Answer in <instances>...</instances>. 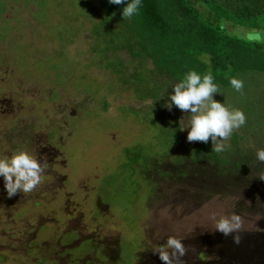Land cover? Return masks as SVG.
<instances>
[{
    "label": "rangeland",
    "instance_id": "374dc122",
    "mask_svg": "<svg viewBox=\"0 0 264 264\" xmlns=\"http://www.w3.org/2000/svg\"><path fill=\"white\" fill-rule=\"evenodd\" d=\"M72 1L0 0V156L28 148L48 165L32 193L9 198L0 177V264H164L155 248L169 236L185 264H264V73L213 94L247 117L225 141L227 165L180 157L165 122L141 113L153 99L96 64V19ZM113 54L134 70L126 50ZM176 82L159 103L188 135L189 114L166 106ZM233 213L238 233L214 230Z\"/></svg>",
    "mask_w": 264,
    "mask_h": 264
},
{
    "label": "trees",
    "instance_id": "16d2710c",
    "mask_svg": "<svg viewBox=\"0 0 264 264\" xmlns=\"http://www.w3.org/2000/svg\"><path fill=\"white\" fill-rule=\"evenodd\" d=\"M75 2L88 12L84 17L96 19L92 27L97 38L94 50L99 55L96 64L106 61L123 88L130 87L126 90L134 91L139 99H153L152 108L141 113L153 124L165 122L162 129L168 131L171 145L179 142L182 146L180 157L227 165L224 151H212L211 138L207 143L189 142L179 124L166 117L168 111L161 107L159 98L168 79L178 80L189 70L202 74L212 71L215 82L224 88L230 87L229 80L238 74L264 73V45L249 46L229 35L228 29H264V0H143L140 14L131 19L122 18L124 5L108 0ZM221 21L225 22L223 31ZM122 50L137 59L131 73L120 57L114 63V56H109ZM146 60L152 68L144 66ZM237 137L234 132V144Z\"/></svg>",
    "mask_w": 264,
    "mask_h": 264
},
{
    "label": "clouds",
    "instance_id": "9594fccd",
    "mask_svg": "<svg viewBox=\"0 0 264 264\" xmlns=\"http://www.w3.org/2000/svg\"><path fill=\"white\" fill-rule=\"evenodd\" d=\"M108 3L124 5L122 18L131 19L140 14L143 0H108ZM221 31L225 28V22L219 25ZM232 37L243 41L249 46L264 45V29H251L244 31L236 28L231 33ZM231 87L241 92L244 88L243 79L232 77L229 80ZM173 93L166 106L171 110L175 105L190 116L187 127V140L207 143L211 138L212 151L222 153L234 131L246 125L245 112L239 108H229L225 101L222 103L214 99L213 94L221 93L219 85L215 82L212 71L199 73L196 70L187 71L172 85ZM257 160L264 163V149L256 153ZM47 163L28 148L16 149L11 155L0 156V177L3 178L4 187L8 197L18 192L32 193L42 182L47 170ZM242 229V218L239 214L221 216L215 221L214 230L225 236L238 233ZM240 236L235 235L233 241L240 243ZM182 239L169 236L166 243L159 245L155 251L164 264H185L181 259L186 254V248Z\"/></svg>",
    "mask_w": 264,
    "mask_h": 264
}]
</instances>
